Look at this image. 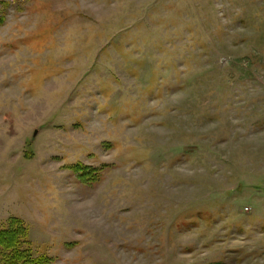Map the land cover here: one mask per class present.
Returning a JSON list of instances; mask_svg holds the SVG:
<instances>
[{
    "label": "rangeland",
    "instance_id": "obj_1",
    "mask_svg": "<svg viewBox=\"0 0 264 264\" xmlns=\"http://www.w3.org/2000/svg\"><path fill=\"white\" fill-rule=\"evenodd\" d=\"M0 233V264H264V0H0Z\"/></svg>",
    "mask_w": 264,
    "mask_h": 264
},
{
    "label": "trees",
    "instance_id": "obj_2",
    "mask_svg": "<svg viewBox=\"0 0 264 264\" xmlns=\"http://www.w3.org/2000/svg\"><path fill=\"white\" fill-rule=\"evenodd\" d=\"M4 233H0V238L3 240L4 237L2 236ZM0 245H2V242L0 241ZM13 249V248H12ZM20 259V256H12V257H9L8 260L6 258V263L7 264H14L16 263V261H18ZM39 260H41V258H38ZM38 264V263H37Z\"/></svg>",
    "mask_w": 264,
    "mask_h": 264
}]
</instances>
